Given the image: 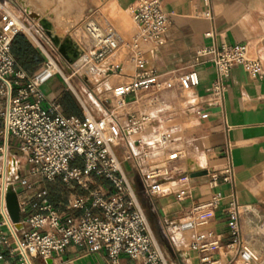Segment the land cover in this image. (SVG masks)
<instances>
[{"label":"crops","instance_id":"obj_1","mask_svg":"<svg viewBox=\"0 0 264 264\" xmlns=\"http://www.w3.org/2000/svg\"><path fill=\"white\" fill-rule=\"evenodd\" d=\"M9 1L20 9V14L25 13L22 22L27 26L34 25L39 32L35 35L39 44L49 54L48 38L38 23L26 14L22 4L47 18L55 34L62 40L70 39L76 49L78 43L86 42L82 28L88 19L122 38L125 45L104 64V68L116 67V73L96 72L91 78L94 87L88 92L87 99L85 86L91 81L88 76L84 74L81 78L82 86H70L63 78V82H55L54 77L41 88L44 106H54L70 120H81L88 114L93 118L113 114L122 127L132 118H147L141 131L126 136L114 147V152L146 215L152 239L167 261L170 264H204L202 260L205 259L238 264L234 253L225 248L230 199L236 202L242 245L245 246L248 238L251 242L261 240L263 243L257 256L264 260V237L259 232V225H264V0H209V4L208 0H160L167 17V29L162 44L140 45L144 60L141 68L130 61V50L126 46L137 31L128 9L138 0ZM67 24L70 26L68 31L63 36L58 35ZM207 32H211L210 38L205 36ZM17 34L22 35L42 58L31 71H23L30 78L43 68L45 58L30 37ZM245 43L255 46L262 61V75L253 79L241 67L232 68L222 102L216 106L213 103L215 97L209 91L215 69L208 61L195 64L194 54L212 44ZM73 67H78V63ZM73 67L68 65V74ZM191 71L197 73L199 85L182 91L177 79ZM140 73L155 75L161 83L160 89L139 92L123 102L112 97L113 89L129 83ZM162 137L166 138L163 143ZM166 144L171 147L167 148ZM146 151L150 153L145 158ZM159 152L164 153L162 160H156ZM128 154L131 156L126 160ZM148 163L165 166L171 177L163 185L164 190L153 196L145 191L142 182ZM225 168L231 169L233 182L224 184L219 180L217 188L213 189L210 174H220ZM199 172H206V175L193 177ZM90 187V191L112 194L111 184L102 178ZM214 191H219L224 200L207 225L195 233H170V226L177 224L191 208L207 201ZM180 192L185 195L180 196ZM73 196L58 204L60 212L79 214L68 210ZM40 203L29 197V213H38ZM42 232L53 233L49 228ZM196 233H212L209 241L218 240L219 248L204 252L191 249ZM177 234L183 236L178 238ZM16 263L17 258L8 254L0 260V264ZM33 263L111 264L104 251L90 253L80 246H69L46 261L36 258ZM118 264L142 263L121 256Z\"/></svg>","mask_w":264,"mask_h":264},{"label":"built area","instance_id":"obj_2","mask_svg":"<svg viewBox=\"0 0 264 264\" xmlns=\"http://www.w3.org/2000/svg\"><path fill=\"white\" fill-rule=\"evenodd\" d=\"M128 13L137 31L126 46L130 50V61L141 68L144 60L140 45L162 44L167 17L160 0H138L129 7ZM82 29L86 42L77 44V61L80 60L84 66L92 65V70L97 73L115 74L116 67L109 65L104 68V64L125 45L122 38L91 19L83 23ZM17 33L30 37L45 58L43 68L30 78L16 69L11 54V43ZM38 34L34 25L27 26L20 20L13 2L0 1V136L5 142L6 152L10 141L27 162L31 175L48 181L59 179L66 185L76 184L87 195L72 197L68 210L79 212L72 215L60 212L59 205L48 204L45 201L47 192L39 191L33 196L41 202L38 213L31 214L27 206L29 198H20V193H17L21 219L16 227L7 213L6 190L0 187V260L8 254L17 258L16 264H34L36 258L46 261L69 246H80L90 253L104 251L111 264H118L121 256L142 264H170L154 243L146 215L114 152V147L126 136L141 131L147 118H132L127 126L122 127L113 114H104L99 118L88 114L81 120H70L54 106H44L42 86L61 73L56 60L39 44L35 36ZM205 36L210 38L212 34L207 32ZM193 61L195 64L208 61L215 69V79L209 91L215 97L213 103L216 106L222 102L232 68L241 67L253 79L262 75V61L251 43L202 47L195 52ZM71 70L74 69L68 72ZM177 81L182 91L199 85L195 71L179 76ZM160 87L161 83L155 75L140 73L129 83L113 89L112 97L123 102L139 92L159 90ZM165 141L166 138L162 137L161 142ZM149 153L146 151L144 157ZM130 156L126 155V160ZM147 166L142 176L143 188L153 196L164 190L163 185L171 177L165 166L149 163ZM14 169L12 175L17 173V166ZM99 178L111 184L112 194L89 190ZM219 180L231 184V169L210 174L213 189L217 188ZM184 195L180 192V196ZM223 200L222 194L214 191L207 201L191 208L177 224L170 226V233L197 232L207 225ZM227 208L228 242L225 248L232 251L241 264H264L255 252L242 245L236 202L230 199ZM44 228L53 233L42 232ZM212 236V233H196L190 248L202 252L218 249V240L209 241ZM202 261L204 264H222L220 260Z\"/></svg>","mask_w":264,"mask_h":264},{"label":"rangeland","instance_id":"obj_3","mask_svg":"<svg viewBox=\"0 0 264 264\" xmlns=\"http://www.w3.org/2000/svg\"><path fill=\"white\" fill-rule=\"evenodd\" d=\"M19 10H20L19 8L16 9V14L21 15L20 20L23 21V19L26 18L25 17L26 15L24 12H23V15L20 14ZM69 27H70L69 24H67L64 27V30L62 31V33H59L58 35L63 36L68 31ZM59 38L61 39V37ZM49 49L51 53L50 55L55 58L58 69L61 73V75L59 74L56 76V78L54 79L55 82H63L62 80V76H63V78L66 80V83L68 85L74 86L76 84L78 86H82L83 83L81 81L82 80L81 78L84 76V74H87L88 78L91 79L93 75L96 73L95 71L92 70V65L84 66L81 62L79 67H76V68L73 67L74 70H71V72L68 74L67 73L68 65L65 64V62L56 52V49L54 48L52 44L50 45ZM85 87L87 90V94L85 95V98L87 99L88 92H90V89L94 87L93 79H91V81L88 82V86H85ZM1 128L2 127L0 124V132H1ZM4 144L5 142L0 136V184L2 181V168H3V162H2L3 153L1 149L4 147ZM8 146H9L8 153H7L8 157L9 158H13V156L15 157L13 158L14 160L12 162V172L15 170L14 167L17 166V173L15 175H12V174L10 175L8 179V184L12 190L18 191L21 197L34 198L33 196H35V194H37L39 191L45 190L48 192L49 189H52V190L58 189L61 193V198H62L61 203H62L64 201H69L72 195L74 196L75 195H80V196L87 195V192L83 190L80 186H77L76 184L71 183V184L66 185L63 182H61L59 179H56L54 181H48L45 179H41L37 176L31 175L30 167L28 166L27 162L23 159V157H21L19 153H17L16 149L13 147L10 141L8 143ZM166 147L170 148L171 146L170 144H166ZM163 158H164V153L159 152L156 160H162ZM23 181L26 182L25 185L22 184ZM89 190H91V187H89ZM27 206L30 207V205H27ZM248 228H250V226H248ZM259 232H260V235L262 234V236L264 237V225L263 226L259 225ZM176 236L179 238L183 235L177 234ZM245 241H246V244L244 247H246L252 252H255L256 255H258L259 254L258 249L262 247L263 242L261 240L257 242H254V241L251 242L249 238L246 239ZM238 264H241L239 260H238Z\"/></svg>","mask_w":264,"mask_h":264},{"label":"water","instance_id":"obj_4","mask_svg":"<svg viewBox=\"0 0 264 264\" xmlns=\"http://www.w3.org/2000/svg\"><path fill=\"white\" fill-rule=\"evenodd\" d=\"M35 21L38 23L39 27L42 29L50 43L54 46L57 53L67 62L68 65H73L78 60L79 55L72 41L68 38L62 40L54 35L52 32V26L47 20L39 18ZM203 175H206V172L196 173L193 175V177H199ZM5 204L11 223L18 227L21 219L19 201L17 193L11 188L6 190Z\"/></svg>","mask_w":264,"mask_h":264},{"label":"trees","instance_id":"obj_5","mask_svg":"<svg viewBox=\"0 0 264 264\" xmlns=\"http://www.w3.org/2000/svg\"><path fill=\"white\" fill-rule=\"evenodd\" d=\"M11 54L16 63V69L29 72L42 62L39 54L30 46L27 40L20 34L13 37L11 43ZM47 192V191H46ZM61 193L58 189H49L45 201L53 206L61 203Z\"/></svg>","mask_w":264,"mask_h":264},{"label":"bare ground","instance_id":"obj_6","mask_svg":"<svg viewBox=\"0 0 264 264\" xmlns=\"http://www.w3.org/2000/svg\"><path fill=\"white\" fill-rule=\"evenodd\" d=\"M22 6L25 9L26 14L29 15L30 17H32L33 19L38 20L39 18H43V19H45V20H47L49 22V20L47 18L41 17L40 15L32 12L31 10H29L28 8H26L24 6V4H22ZM52 32H53L54 35H56L55 32H54V30H53V28H52ZM76 62L78 63V67H79L81 61L79 60V61H76ZM13 160H14L13 158H9L8 157L7 152H6V149L4 147V149H3V158H2V162H3L2 181H1V184H0V187H2V190L3 191H5L8 188H10V186L8 184V179H9L10 175L12 174V162H13Z\"/></svg>","mask_w":264,"mask_h":264}]
</instances>
